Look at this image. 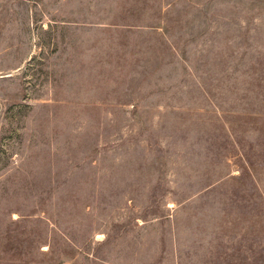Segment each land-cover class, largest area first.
<instances>
[{
    "label": "rangeland",
    "instance_id": "1",
    "mask_svg": "<svg viewBox=\"0 0 264 264\" xmlns=\"http://www.w3.org/2000/svg\"><path fill=\"white\" fill-rule=\"evenodd\" d=\"M0 264H264V0H0Z\"/></svg>",
    "mask_w": 264,
    "mask_h": 264
}]
</instances>
